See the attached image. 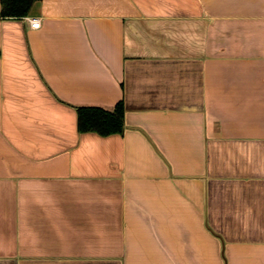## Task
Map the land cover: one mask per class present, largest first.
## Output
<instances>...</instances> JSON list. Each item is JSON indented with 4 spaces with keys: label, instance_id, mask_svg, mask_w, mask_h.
I'll return each mask as SVG.
<instances>
[{
    "label": "crops",
    "instance_id": "crops-1",
    "mask_svg": "<svg viewBox=\"0 0 264 264\" xmlns=\"http://www.w3.org/2000/svg\"><path fill=\"white\" fill-rule=\"evenodd\" d=\"M0 264H264V0H0Z\"/></svg>",
    "mask_w": 264,
    "mask_h": 264
},
{
    "label": "trees",
    "instance_id": "trees-1",
    "mask_svg": "<svg viewBox=\"0 0 264 264\" xmlns=\"http://www.w3.org/2000/svg\"><path fill=\"white\" fill-rule=\"evenodd\" d=\"M40 0H1L3 18L21 19L29 15L32 6ZM124 105L119 103L114 111L95 107L78 108L80 133H97L101 136L120 134L124 130Z\"/></svg>",
    "mask_w": 264,
    "mask_h": 264
},
{
    "label": "built area",
    "instance_id": "built-area-1",
    "mask_svg": "<svg viewBox=\"0 0 264 264\" xmlns=\"http://www.w3.org/2000/svg\"><path fill=\"white\" fill-rule=\"evenodd\" d=\"M27 21L31 29L36 30L41 27V20L39 18H28Z\"/></svg>",
    "mask_w": 264,
    "mask_h": 264
}]
</instances>
